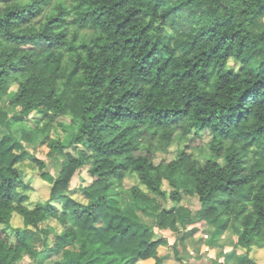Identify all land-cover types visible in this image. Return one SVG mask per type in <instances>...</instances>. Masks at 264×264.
Returning a JSON list of instances; mask_svg holds the SVG:
<instances>
[{
    "label": "trees",
    "instance_id": "obj_1",
    "mask_svg": "<svg viewBox=\"0 0 264 264\" xmlns=\"http://www.w3.org/2000/svg\"><path fill=\"white\" fill-rule=\"evenodd\" d=\"M262 16L264 0H0V102L11 94L13 107L0 106V264H164L159 247L169 242L155 228L177 234L175 257L189 264L177 244L199 222L213 245L235 240L213 264H258L250 253L264 241V31L251 27ZM33 112L28 136H44L58 171L33 158L51 190L29 207L17 167L28 152L12 124ZM203 131L205 161L183 149L155 160ZM82 168L91 180L77 199L71 181ZM113 190L130 205H117Z\"/></svg>",
    "mask_w": 264,
    "mask_h": 264
},
{
    "label": "rangeland",
    "instance_id": "obj_2",
    "mask_svg": "<svg viewBox=\"0 0 264 264\" xmlns=\"http://www.w3.org/2000/svg\"><path fill=\"white\" fill-rule=\"evenodd\" d=\"M252 30L255 32L264 31V16L258 18L255 23L252 25ZM11 98V94L6 96L0 102V106L6 110L9 114H12L13 107L10 104L9 100ZM39 117L37 112H33L26 122H13L12 129L15 135L23 140V144L25 149L28 152V156L21 162L17 164V167L21 171L24 176L25 183L22 187L19 188V191L22 194L28 195L29 200L26 204L29 207H33L38 202H44L50 197L51 184L44 180L33 163V158L37 157L43 160H47L49 165L48 169L54 174H57V168L55 167V163L48 158L49 147L45 142L44 136L42 134H37L34 136H28L30 133V125H35V119ZM60 121L67 122L69 118L61 117ZM29 124V125H28ZM67 132L62 131L63 141L65 143H69L74 135V130L68 124L65 125ZM56 130L52 135H54ZM210 139V134L207 131H203L201 136H197L195 134L189 135V139L184 142L174 141V143L169 147L167 152H158L155 160L159 161H171L176 158L178 151L180 149L185 150L188 153H192L196 158L200 161H205L210 154L208 141ZM61 158V157H59ZM90 177L88 176V171L86 168H82L76 172L72 181H71V195L76 197L77 199L82 198V194L80 192V186L85 185L90 182ZM135 183V180L132 178L126 179V187L131 186ZM167 185V183H166ZM119 190H113L111 192V197H113V201L121 206L127 207L130 205L129 195H120ZM164 205L167 207H171L174 203L171 199H168L164 202ZM144 219L151 224L155 223V215L147 214L143 215ZM13 226H24L23 218L18 213H14L12 218ZM156 232L159 234H163L167 237V239H172L176 242L177 234L172 232L171 230L161 231L158 228H155ZM211 231L212 228L208 226L206 222H199L186 231L185 238L183 241H178V249L181 254L187 253V248L189 247L192 250V254H187L189 256L188 261L189 264H213V260H218L221 257L223 260L224 249H216L213 243L211 242ZM54 236L51 235L50 239L53 241ZM174 242V243H175ZM34 243L37 245H41L40 239L37 234H34ZM263 245L255 244L253 245V249L251 251V256L254 260L257 261L258 264H264V241H262ZM221 247V246H220ZM218 248V247H217ZM159 253L161 255L169 254V258L171 259V263L179 264L174 255L173 246H169L168 250L163 247L159 248ZM216 256V257H215ZM56 256H52L45 264H49L52 260H54ZM169 258L166 259L164 264H167ZM149 264H153V260H150ZM220 261V260H219ZM32 258L26 256L21 261L16 264H32ZM147 263V262H146Z\"/></svg>",
    "mask_w": 264,
    "mask_h": 264
},
{
    "label": "crops",
    "instance_id": "obj_3",
    "mask_svg": "<svg viewBox=\"0 0 264 264\" xmlns=\"http://www.w3.org/2000/svg\"><path fill=\"white\" fill-rule=\"evenodd\" d=\"M168 242H169V245H167V246H160V247H163L164 249H166V250H168V247L169 246H171V245H173L174 244V242L175 241H173L172 239H169L168 240ZM211 242L213 243V241H212V237H211ZM235 244V240H234V238L233 237H231V236H228V235H223L222 236V238L219 240V242H218V244L216 245H214L215 246V248L216 249H224V253L226 254L227 252H229L232 248H233V245ZM221 246V247H220ZM159 247V248H160ZM218 247V248H217ZM253 249V248H252ZM252 249H251V251H252ZM187 254H192V250L188 247L187 248V253L186 254H182V256L183 257H185L186 259H188L189 258V256L187 255ZM159 255H161L160 253H159ZM175 255V254H174ZM162 256V255H161ZM163 256H166V258H165V260H164V262L166 261V259H168L169 258V254L167 253V254H164ZM216 257V256H215ZM223 257H224V255H223ZM222 258V257H221ZM221 258L220 259H218V260H220V261H224V258H223V260H221ZM150 260H153V264L155 263V260L153 259V258H151V259H148V260H146V261H144V262H147V263H149V262H151ZM177 260V259H176ZM169 262L167 263V264H173V263H171V259L169 258V260H168ZM178 261V260H177ZM256 261V260H255ZM232 261L230 260V261H228L227 263L228 264H230ZM257 262V261H256ZM178 263L179 264H181L179 261H178ZM226 263V264H227ZM232 264V263H231Z\"/></svg>",
    "mask_w": 264,
    "mask_h": 264
}]
</instances>
